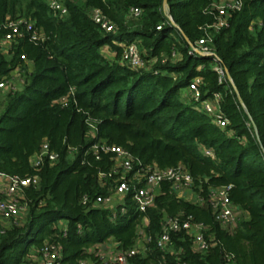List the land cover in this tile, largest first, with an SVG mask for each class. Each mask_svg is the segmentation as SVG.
<instances>
[{
	"label": "trees",
	"instance_id": "1",
	"mask_svg": "<svg viewBox=\"0 0 264 264\" xmlns=\"http://www.w3.org/2000/svg\"><path fill=\"white\" fill-rule=\"evenodd\" d=\"M218 1L64 0L68 13L60 17L48 0H0V37L6 20L18 17L33 20L43 34L39 41L24 35L10 53L0 51V78L18 69L23 80L13 92L0 88V174L39 177L24 191L26 220L0 229V264H24L46 240L60 248L62 264H93L94 250L111 242L119 250L132 247L139 216L129 199L126 213L115 218L106 208L82 203L114 185L113 177L99 180L113 164L102 145L122 146L143 166L184 167L204 199L209 189L227 187L242 213L230 234L207 203L179 199L164 182L147 210L154 251L140 262L163 256L173 264L179 250L191 264H264V0H241L226 26L207 28L216 20L211 7ZM132 7L141 9L137 17L129 14ZM94 8L113 30L92 19ZM206 32L230 79L219 81L213 57L190 53ZM131 42L150 60L147 67L121 61ZM193 78H199L200 100L220 94L225 126L191 97ZM44 139L58 159L35 171L30 156ZM178 214L206 226L213 241L206 254L194 252L182 231L171 234L167 251L156 249L162 217Z\"/></svg>",
	"mask_w": 264,
	"mask_h": 264
},
{
	"label": "built area",
	"instance_id": "2",
	"mask_svg": "<svg viewBox=\"0 0 264 264\" xmlns=\"http://www.w3.org/2000/svg\"><path fill=\"white\" fill-rule=\"evenodd\" d=\"M51 11L56 16H65L68 13L64 0H48ZM241 7V0H226L220 3L212 4V10L216 14V20L209 27L220 29L227 25V16L233 9ZM141 12L138 7H132L129 14L137 17ZM92 19L104 30L111 31L114 28L111 22L98 8L91 12ZM4 27L5 33L0 37V51L10 53L13 45L18 38L27 35L32 41L43 39V34L35 27L33 20L25 17H18L6 20ZM190 53L211 56L214 59V70L219 75V81L227 78L226 70L219 64L215 53L213 40L210 33L206 32L191 47ZM24 58V56H22ZM121 61L133 68L147 67L150 63L141 53L135 42L124 46L121 53ZM12 71L8 77L0 78V88H5L11 92L19 89L23 80L16 77V71ZM229 79V78H228ZM231 81V80H230ZM199 78H193L187 87L191 97L199 102V107L207 114L216 118L219 126H225L228 120L220 111V94L215 93L212 98L200 100V91L198 88ZM91 134L93 135L94 126L91 125ZM92 149L97 152V145ZM103 151H109L113 154L112 169L108 174L100 173L99 180L107 177H113L114 185L109 189L107 195H97L94 199L83 198L82 203L88 202L96 208H106L110 211L112 218H115L117 212L126 213L127 200L131 202L134 212L139 216V222L135 229L134 243L131 248L119 250L115 243L98 246L93 254V264H143L140 260L152 255L154 249L151 241L152 235L148 234L146 229L149 227V217L147 210L155 203V198L161 192V184L166 182L170 186L171 193L179 199H184L197 205L207 203L212 210L215 221L222 230L232 234L242 215L241 211L229 199L227 187L211 188L204 199L200 194V187L195 186L194 181L187 170L182 166L177 168L160 169L156 164H143L135 159L125 148L118 145H102ZM206 153L213 157L210 150ZM96 154V153H95ZM58 159V154L50 149L46 139L41 143L38 152L30 156L31 167L39 171L45 163L53 164ZM39 184L37 174L28 177H19L0 174V229L6 227L10 222L23 223L26 220L27 204L24 202V191L27 187H36ZM187 198H190L187 199ZM2 222H6L5 225ZM206 226L193 221L192 217H182L179 214L174 216L164 215L161 220V231L155 236V247L161 252L167 251L171 246V234L185 232L191 248L200 255L207 253L213 241L206 238L204 232ZM105 246V247H103ZM37 258L27 256L24 264H62L60 257V248L49 241H44L41 248L36 249ZM181 251L174 252L173 264H191L180 256ZM226 261L230 262L231 257L226 256ZM81 264H89L82 261ZM148 264H168L163 256L161 259Z\"/></svg>",
	"mask_w": 264,
	"mask_h": 264
},
{
	"label": "rangeland",
	"instance_id": "3",
	"mask_svg": "<svg viewBox=\"0 0 264 264\" xmlns=\"http://www.w3.org/2000/svg\"><path fill=\"white\" fill-rule=\"evenodd\" d=\"M223 1H226V0H219L218 3L223 2ZM105 51H106V50H104V52H105ZM0 92H1V93H4L5 91H4V90H1ZM1 93H0V94H1ZM2 101H3V96L0 95V110H1V108H2V106H3V105H2ZM187 199L190 200V198H187ZM2 223H4V225H5L6 222H2ZM46 241H47V240H46ZM37 252H38V251H37L36 249H32V250L30 251V253L28 254V256H30L31 258H37V257H36V256H37Z\"/></svg>",
	"mask_w": 264,
	"mask_h": 264
},
{
	"label": "crops",
	"instance_id": "4",
	"mask_svg": "<svg viewBox=\"0 0 264 264\" xmlns=\"http://www.w3.org/2000/svg\"><path fill=\"white\" fill-rule=\"evenodd\" d=\"M104 50H106L105 53H106L107 55H109V56L112 55V52H110L108 49L104 48L103 51H104Z\"/></svg>",
	"mask_w": 264,
	"mask_h": 264
},
{
	"label": "water",
	"instance_id": "5",
	"mask_svg": "<svg viewBox=\"0 0 264 264\" xmlns=\"http://www.w3.org/2000/svg\"><path fill=\"white\" fill-rule=\"evenodd\" d=\"M165 3H166V0H165ZM226 74H227V77L230 79V75H229V73H228V70H226ZM241 101V100H240ZM103 247H105V246H103Z\"/></svg>",
	"mask_w": 264,
	"mask_h": 264
}]
</instances>
